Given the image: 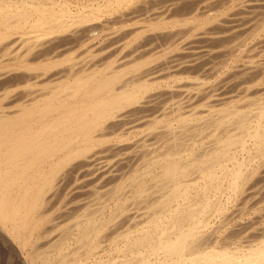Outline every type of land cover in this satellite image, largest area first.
<instances>
[{"label":"bare ground","instance_id":"1","mask_svg":"<svg viewBox=\"0 0 264 264\" xmlns=\"http://www.w3.org/2000/svg\"><path fill=\"white\" fill-rule=\"evenodd\" d=\"M205 1L0 0V239L29 264H264V97L200 129L202 98L235 99L189 84L205 70L194 45L215 41L208 54L221 55L250 34L262 46L264 14L222 26L227 13L206 15ZM259 61L233 68L255 75L244 86L255 96ZM208 128L201 148L193 133ZM236 232L251 244L234 243ZM113 246L120 258L91 261Z\"/></svg>","mask_w":264,"mask_h":264},{"label":"rangeland","instance_id":"2","mask_svg":"<svg viewBox=\"0 0 264 264\" xmlns=\"http://www.w3.org/2000/svg\"><path fill=\"white\" fill-rule=\"evenodd\" d=\"M74 1V3H77V0L75 1V0H73ZM159 1V0H158ZM171 1V2H170ZM179 2L180 0H166L165 2H167V3H165L164 2V0H160V2H161V4H160V2H157L156 4H158V5H156L155 7H163V2L165 3L164 4V6L165 5H168V4H176L177 2ZM198 2V3H202V2H200V1H202V0H183V3L181 4V2H182V0L179 2V4H181V5H184V4H186L187 2H189V3H191V5H193V4H195L196 2ZM205 1V0H204ZM211 1H213L211 4L212 5H209V3ZM207 0V1H205V2H208L207 3V7L208 8H210V10H208V12H209V14H207L206 13V15H209V16H214V15H216V13L220 10V15L221 14H225V13H227V15H224L223 17L225 18L224 20H223V17L221 16L220 18H221V20L220 21H223V22H221V24H222V26L226 23V22H230L229 23V25L230 26H234V25H237V24H240V23H242V21L244 22L245 21V19H246V17H247V14H248V17L249 16H251L250 14H249V12H251V13H253V10H254V8H255V10H256V12H257V14L259 15L260 14V12L261 13H263L264 14V2H263V0H219V1H217V0ZM222 1H224V4H222L221 2ZM231 1V2H230ZM253 3L252 5H251V2ZM254 1V2H253ZM228 2V3H227ZM243 2V3H242ZM250 2V3H249ZM193 3V4H192ZM204 3V2H203ZM159 4H160V6H159ZM173 4V5H174ZM176 5L177 7H180V5ZM205 4V3H204ZM222 4V5H221ZM245 4V5H244ZM246 4H248V6L246 5ZM256 4V5H255ZM186 5H188V4H186ZM212 6V7H209V6ZM217 5V6H216ZM243 5V6H242ZM252 7H250V6ZM254 5V6H253ZM261 5H262V7H261ZM213 6H214V8H213ZM221 6V8H219ZM245 6V7H244ZM259 6V7H258ZM141 8H140V10L142 9V10H144V6L142 7V6H140ZM232 7V8H231ZM249 7V8H248ZM225 8V9H224ZM242 8V10H240ZM248 8V9H247ZM259 8V9H258ZM146 9V8H145ZM212 9V10H211ZM238 9V10H237ZM252 9V10H251ZM225 10V11H224ZM234 10V11H233ZM247 10V11H246ZM250 10V11H249ZM212 11V12H211ZM213 11H215V12H213ZM232 11V12H231ZM241 11V12H240ZM212 14H211V13ZM230 12V13H229ZM255 12V13H256ZM239 13V14H238ZM234 14H236V15H234ZM246 16H245V15ZM231 15V16H230ZM244 15V16H243ZM253 15H254V13H253ZM204 17H206V16H204ZM231 17V18H230ZM235 19H234V18ZM243 19V20H242ZM227 20V21H226ZM231 20V21H230ZM242 20V21H241ZM247 20V19H246ZM233 21V22H232ZM237 21V23L235 24V22ZM238 21H241L240 23L238 22ZM228 23H226V24H228ZM147 24H149V22H141L140 24H138L137 26H145V25H147ZM225 24V26H228V25H226ZM232 24V25H231ZM234 24V25H233ZM236 35H238V34H236ZM250 35V34H249ZM248 35V36H249ZM233 36V37H232ZM232 36H230V37H228L227 39H225L224 41H230V39H231V37H232V39L235 37V34H232ZM245 37H243V35H241V36H238L240 39H242L243 38V41L245 42H242V40H241V42H242V44H241V42H240V40L238 39V37L235 39V41L233 42L232 41V43H230L229 45H233L232 47H235L236 46V48H234V49H232L231 48V46H229L228 44H226V45H224L225 47H228L229 48V50H233L234 51V54H233V51H230L229 52V50H228V48H225V50H224V52H226L225 54L223 53H221V55H220V53H219V55L216 53H211V54H208V53H210L211 52V50H215L213 47L215 46V41H211V42H204L203 44L202 43H199V44H197V45H194L193 47H194V49L196 50H199V51H201L202 50V54H201V56H199L200 58H199V62L200 63H197L198 65L199 64H202V66L201 65H199V66H201V67H203L205 70H200V73H198V71L196 72V71H194L193 70V72H196V73H198V74H196V73H192V75H191V77H192V79L193 80H191V82L189 83V84H191L190 86H196V84H197V86H200V87H202V88H207V89H203L204 91H208V90H210V93H211V89L212 90H215V93H217V96H216V94L214 95V97L216 96V97H218V98H221V99H223V97H231V96H234L233 98L235 99V101L233 100V101H230V102H227V103H225V104H221V105H216V102H215V104L213 103L214 101H209L207 98H202L201 99V101L199 102V106L196 108V111H194L195 112V116H197L198 115V113H200L199 114V116H197V118L196 119H194L193 120V122L195 121V124H197L198 123V125H199V127H201L200 129H203V125L205 126L206 125V123L208 124L209 122H208V117H210V118H214V117H216V116H214L215 114H217V112H219V111H221V110H225V109H228V108H231V107H237L238 105L242 108L243 106L244 107H246L247 105V103L248 102H251L250 100H252V99H254V100H258L259 99V97H264V95H261V96H258V95H254V93H253V91H246V89L244 88V86H246V83L249 81L248 79H252L255 75L253 74V75H247L248 76V78L247 77H245V76H242L243 78H244V80L242 79V77L241 76H239L240 74H237V71H238V69L239 68H241V66L243 67L244 65H248V64H250V63H254L253 62V59L256 61H259V63H257V62H255L256 64H260V63H263L264 61V48L262 49V51L259 49V47H264V43H263V45L261 46V44L259 43L258 44V39L259 38H252L251 36H247V35H244ZM245 38V39H244ZM237 39H238V41H237ZM252 39V40H251ZM246 40V41H245ZM250 40V41H249ZM248 41V42H247ZM251 41H252V43L253 44H251ZM253 41H256V42H253ZM260 41V40H259ZM217 42V41H216ZM236 42V43H235ZM238 42H240V43H238ZM211 43V45H209ZM215 43V44H214ZM225 43V42H224ZM228 43V42H227ZM257 43V44H256ZM205 44H207V45H205ZM234 44H236V45H234ZM237 44H239V45H237ZM250 44H251V46H250ZM200 45H201V48H200ZM204 45V46H203ZM254 45H256L255 47H254ZM260 45V46H259ZM197 46V48H195ZM199 46V47H198ZM210 46V47H209ZM240 46V47H239ZM258 46V50H257V47ZM193 47H191V48H193ZM206 47H208V48H206ZM253 47V48H252ZM210 48V49H209ZM244 48V49H243ZM245 48H246V50H245ZM248 48V49H247ZM249 48H252V49H249ZM209 49V51H207ZM254 49V51H252ZM244 50V51H243ZM248 50V51H247ZM256 51H258V52H256ZM261 51V52H260ZM238 52V53H237ZM252 52H254V53H252ZM204 53V54H203ZM228 53V54H227ZM259 53V54H258ZM230 54H232L231 56H230ZM263 54V55H262ZM75 55H78L77 57L76 56H74V59H75V57L77 58V59H75V60H77V61H79V59L80 58H83V56L85 55V53L83 52V50H81V51H79L78 52V54L76 53ZM206 55H209V56H206ZM217 55V56H216ZM225 56V57H222V58H220L221 56ZM230 57H229V56ZM247 55V56H246ZM250 57H249V56ZM262 55V56H261ZM205 56V57H204ZM245 56V57H244ZM215 57V58H214ZM218 57V58H217ZM226 57H229L228 59H229V61H228V59H227V62L225 61V62H223L224 60H223V58L226 60ZM239 57V58H238ZM247 57V58H246ZM217 58V59H216ZM238 58V59H237ZM234 59V60H233ZM263 59V60H262ZM217 60V61H216ZM220 60V61H219ZM223 60V61H222ZM262 60V61H261ZM202 61V62H201ZM215 61V62H214ZM233 62V64H232V62ZM248 63H247V62ZM250 61H252V62H250ZM213 62V63H212ZM218 64H217V63ZM222 62V63H221ZM229 62V63H228ZM207 63H209V65L207 64ZM224 63V64H223ZM225 63H227V64H225ZM247 63V64H246ZM116 65H117V63H115ZM205 66H204V65ZM213 64V65H212ZM215 64V65H214ZM226 65V66H224V67H222L223 65ZM229 64V65H228ZM118 66V65H117ZM208 66V67H207ZM210 66V67H209ZM214 66V67H213ZM216 66V67H215ZM220 66V67H219ZM228 66V67H227ZM230 66H232V67H230ZM239 66V67H238ZM236 67V68H235ZM230 68H232V71L234 72V73H231L232 71H231V69ZM233 68H235L237 71L235 72V69L233 70ZM194 69V68H193ZM210 71H209V70ZM213 70H214V72H213ZM212 71V72H211ZM230 71V72H229ZM201 72H203V73H201ZM209 72V73H208ZM218 72V73H217ZM228 73V74H227ZM207 74H208V76L210 77H208L207 76ZM226 74V75H225ZM231 74H233V77H232V75ZM203 77H202V76ZM229 75H231V76H229ZM238 75V76H237ZM197 76H198V78H197ZM234 76H237V78L236 77H234ZM206 77V78H205ZM231 77V78H230ZM219 78H221V79H223V81H219ZM239 78V79H238ZM247 78V79H246ZM214 80V81H213ZM239 80V81H238ZM243 80V81H242ZM199 81V82H198ZM218 81V82H217ZM238 81V82H237ZM242 81V82H241ZM196 82H198V83H196ZM204 82V83H203ZM205 82H206V84H205ZM223 82H224V84H223ZM237 82V83H236ZM202 85V83L204 84V86L202 85H200V84ZM214 83V84H213ZM216 83H221V84H216ZM199 84V85H198ZM208 84L210 85L209 87H208ZM222 84H223V86H222ZM226 84V85H225ZM215 85V86H214ZM213 86V87H212ZM233 87V88H232ZM235 87H236V89H235ZM238 87V88H237ZM241 89H240V88ZM209 88V89H208ZM239 89V90H238ZM218 90V91H217ZM220 90V91H219ZM231 90H232V92H231ZM236 90V91H235ZM229 91V92H228ZM239 91V92H238ZM244 91V92H243ZM231 92V93H230ZM212 93H214L213 91H212ZM211 93V94H212ZM218 93H219V95H218ZM226 93V94H225ZM236 93V94H235ZM237 93H239L240 94V96H239V94H237ZM244 93V94H243ZM251 93V94H250ZM222 94V95H221ZM225 94V95H224ZM233 94V95H232ZM242 94V95H241ZM246 94H250L249 96L247 95L246 96ZM252 95V96H251ZM240 97H241V99H240ZM254 97V98H253ZM204 99V100H203ZM245 99H246V101H248V102H244L245 104H241L240 105V102L242 103V101H245ZM248 99H250V100H248ZM208 100V101H207ZM231 100V99H230ZM253 102V101H252ZM202 103V104H201ZM212 103V104H211ZM208 104H209V106H208ZM215 105V107H214V105ZM250 104V103H249ZM248 104V105H249ZM246 105V106H245ZM231 106V107H230ZM198 109V110H197ZM206 109V110H205ZM210 109H212V110H210ZM207 110H210V111H208L207 112ZM194 112H184V114L185 115H187V118H193L194 116V114H192V113H194ZM196 112H198V113H196ZM203 113V116H202V113ZM188 113H190V114H188ZM215 113V114H214ZM210 114L212 115V114H214L213 116H210ZM201 115V116H200ZM192 116V117H191ZM208 116V117H207ZM171 117H173V115L171 114L170 116H168L167 117V119H169V118H171ZM207 117V118H206ZM202 120L203 121V119L204 120H206V121H203V124L202 125H200L199 123H202L201 121L199 122V120ZM210 122H211V120H209ZM206 122V123H205ZM193 125L192 124V128L191 127H189V126H191V125H188V127L190 128V129H193V128H196V125ZM198 125H197V128H198ZM193 126H195V127H193ZM205 128V127H204ZM206 130V131H205ZM205 130H203V132H201V133H199L198 135H197V133H193V134H196L197 135V137H196V135L195 136H192L193 134L191 133V136H192V138L194 139V141L195 142H197V140H198V143L199 142H201L202 141V143L201 144H198V146H200L201 148L202 147H206L207 145L208 146H210V144H212L213 143V137L211 136L212 134H213V131L211 130V128H208V129H205ZM210 131V133L208 134V132L207 131ZM205 131V132H204ZM206 133V134H205ZM201 134V135H200ZM211 134V135H210ZM205 135H207V136H205ZM201 136H203V137H201ZM204 136H205V138H204ZM189 137H190V135H189ZM188 137V138H189ZM199 137H201V139L199 138ZM191 138V137H190ZM191 138V139H192ZM197 140H196V139ZM203 138V139H202ZM212 140V141H209V140ZM205 140V141H204ZM203 143H204V145H203ZM209 143V144H208ZM197 144V143H196ZM162 146V145H161ZM160 146V147H161ZM197 145L195 146V150H197V152L199 151V149H201L200 147H198ZM158 148V150L156 151V152H158L159 151V149H161V148ZM134 175V174H133ZM98 205V204H97ZM97 205H95V206H97ZM95 206H93L92 208H95ZM99 207V206H98ZM249 220L248 219H244V220H240V221H233L232 222V225H233V227L234 228H236V229H238V228H240V227H245L246 226V223L248 222ZM73 222V221H72ZM72 222H69L68 224H66V225H71V226H73L75 223H72ZM235 222V223H234ZM245 224V226H244V224ZM246 222V223H245ZM241 226H240V225ZM248 225H249V222L247 223ZM130 225V226H129ZM134 224H131V223H129V224H126L125 226H123V227H125L124 229H128L129 227H130V229L131 228H133L132 226H133ZM51 226H52V223H49V224H47V229H49V228H51ZM53 227V226H52ZM66 228H68V226H66ZM65 228V229H66ZM70 228H72V227H70ZM235 229V230H236ZM243 229V228H242ZM59 230V231H58ZM55 233H57L56 235H58V237L57 238H59V237H61L60 236V234L62 233L60 230H62L63 231V228H60V229H58ZM238 234V235H237ZM236 237H235V233H234V237H235V240H234V243H238V244H242V245H244V246H248V245H250L251 244V240L253 239V238H250V237H248V236H244V235H241V234H239V232H236ZM54 236H55V234H54ZM238 237V238H237ZM245 237V238H244ZM236 238H237V240H236ZM2 239H0V264H22V263H24V264H29V262L28 261H26V258H25V256L22 254V253H20L21 251H20V249L18 248L17 249V246H16V244H14L13 242H11V240L10 239H7L8 240V242L7 241H4L3 242V240L1 241ZM10 240V241H9ZM243 240V241H242ZM248 240V241H247ZM249 240L251 241V242H249ZM45 240H42V243H41V241H40V243L41 244H43V246H44V242ZM240 241H242V242H245V243H242V242H240ZM7 243V245H6V243ZM9 242H11V245H9L10 243ZM37 243V242H36ZM39 243V242H38ZM40 243H39V245H38V247L40 246ZM14 244V245H13ZM3 245H5V246H3ZM37 245V244H36ZM104 245H107L105 242H104ZM42 246V247H43ZM12 247V248H11ZM10 248H11V250H10ZM15 248V249H14ZM245 248V247H244ZM14 249V253H11V251ZM114 249V250H113ZM10 250V251H9ZM19 250V251H18ZM116 250V248H115V246H113V248H111V249H105V251H103V250H100V251H97L96 253L94 252V254H89V255H92L91 256V261L92 260H98L99 259V257H101L102 255L104 256V254H106V252H108V257H110V256H112V257H117V258H120V254L118 253L117 254V252L115 251ZM115 251V252H114ZM109 252H111V254H109ZM113 252V253H112ZM102 253H104V254H102ZM11 254V255H10ZM113 254V255H112ZM20 255V256H19ZM86 255H88V253H83L82 255H80V257H81V259H82V261H83V263L84 262H87V261H89L87 258H86ZM86 259H84V258ZM88 257V256H87ZM25 260V261H24ZM38 264H42V262H40V261H38Z\"/></svg>","mask_w":264,"mask_h":264}]
</instances>
